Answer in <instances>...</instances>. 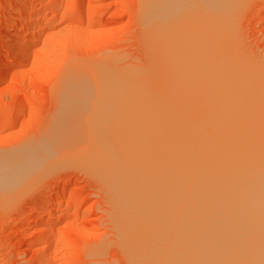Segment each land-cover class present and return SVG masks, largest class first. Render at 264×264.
Segmentation results:
<instances>
[{
  "label": "bare ground",
  "instance_id": "1",
  "mask_svg": "<svg viewBox=\"0 0 264 264\" xmlns=\"http://www.w3.org/2000/svg\"><path fill=\"white\" fill-rule=\"evenodd\" d=\"M220 1L142 0L155 64L105 60L63 71L56 119L21 160L3 155L0 192L41 177L47 161H77L106 188L128 264H264V60L251 68L217 28ZM64 6L70 19L80 16ZM51 216L36 221L47 252Z\"/></svg>",
  "mask_w": 264,
  "mask_h": 264
},
{
  "label": "rangeland",
  "instance_id": "2",
  "mask_svg": "<svg viewBox=\"0 0 264 264\" xmlns=\"http://www.w3.org/2000/svg\"><path fill=\"white\" fill-rule=\"evenodd\" d=\"M224 1L217 28L224 26L230 44L240 48L246 64L256 68L264 60V0ZM225 2L217 3L222 8ZM67 4L81 17L70 19ZM142 7V0H0V73H7L0 82V164L12 154L22 158V151L37 145L48 132L57 117L56 90L67 68L105 60L119 68L155 64V50L151 55L155 46L150 48L153 40L146 37ZM89 12L98 21L89 22ZM32 25L37 31L30 36L28 27ZM15 62L20 65L13 70ZM14 114L19 118L11 126ZM71 117L72 128L78 121ZM62 161L51 160V166L47 161L41 167L44 172L39 170L41 177L36 173L38 178L20 175L21 182H16L19 174L10 177L20 186L27 185L22 192L12 181L8 190L14 191L6 189L11 194L0 192V264H40L38 251L49 256V264L130 263L117 241L121 228L106 188L90 170H81V163ZM50 215L56 220L54 243L47 252L45 240L36 243L42 227L36 221Z\"/></svg>",
  "mask_w": 264,
  "mask_h": 264
}]
</instances>
